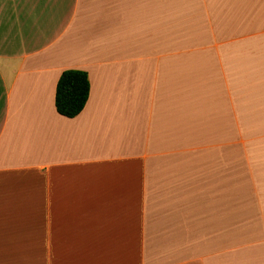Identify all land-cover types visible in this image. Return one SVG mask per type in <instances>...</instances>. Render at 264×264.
<instances>
[{"label":"crops","instance_id":"obj_1","mask_svg":"<svg viewBox=\"0 0 264 264\" xmlns=\"http://www.w3.org/2000/svg\"><path fill=\"white\" fill-rule=\"evenodd\" d=\"M0 264H264V0H0Z\"/></svg>","mask_w":264,"mask_h":264},{"label":"trees","instance_id":"obj_2","mask_svg":"<svg viewBox=\"0 0 264 264\" xmlns=\"http://www.w3.org/2000/svg\"><path fill=\"white\" fill-rule=\"evenodd\" d=\"M90 94L88 72L78 68L62 71L56 87L57 111L67 117L77 116L85 107Z\"/></svg>","mask_w":264,"mask_h":264}]
</instances>
